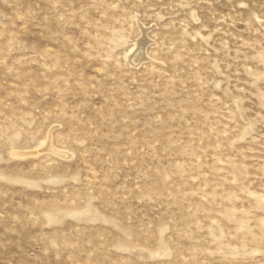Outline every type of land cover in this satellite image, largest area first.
Wrapping results in <instances>:
<instances>
[{"label": "rangeland", "instance_id": "obj_1", "mask_svg": "<svg viewBox=\"0 0 264 264\" xmlns=\"http://www.w3.org/2000/svg\"><path fill=\"white\" fill-rule=\"evenodd\" d=\"M0 264H264V0H0Z\"/></svg>", "mask_w": 264, "mask_h": 264}, {"label": "bare ground", "instance_id": "obj_2", "mask_svg": "<svg viewBox=\"0 0 264 264\" xmlns=\"http://www.w3.org/2000/svg\"><path fill=\"white\" fill-rule=\"evenodd\" d=\"M134 52L135 53L132 56H130L131 57L130 58L131 63L135 64L137 62H140L142 59H144L141 55V50H139V51L137 50Z\"/></svg>", "mask_w": 264, "mask_h": 264}]
</instances>
